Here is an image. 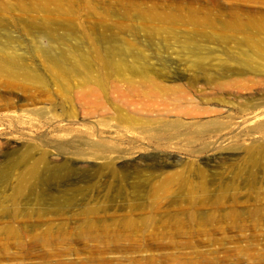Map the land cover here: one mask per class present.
I'll use <instances>...</instances> for the list:
<instances>
[{
	"label": "rangeland",
	"instance_id": "obj_1",
	"mask_svg": "<svg viewBox=\"0 0 264 264\" xmlns=\"http://www.w3.org/2000/svg\"><path fill=\"white\" fill-rule=\"evenodd\" d=\"M0 167V264H264V0H0Z\"/></svg>",
	"mask_w": 264,
	"mask_h": 264
},
{
	"label": "bare ground",
	"instance_id": "obj_2",
	"mask_svg": "<svg viewBox=\"0 0 264 264\" xmlns=\"http://www.w3.org/2000/svg\"><path fill=\"white\" fill-rule=\"evenodd\" d=\"M6 66H7V64H6ZM7 68H10V67H7ZM4 69H6V67L4 68ZM11 69V68H10ZM10 69H8V70H10ZM7 70V69H6ZM10 72V71H9ZM10 146V145H9ZM81 154V153H80ZM81 156H82V154H81ZM80 156V157H81ZM88 158V155L86 156L84 153H83V158ZM39 173H40V165H39V163H34L31 167H30V170H29V172H28V176H29V178H32V179H35V178H37L38 177V175H39ZM3 177V171H2V168L0 167V179Z\"/></svg>",
	"mask_w": 264,
	"mask_h": 264
}]
</instances>
